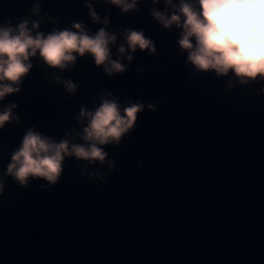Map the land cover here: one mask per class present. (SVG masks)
<instances>
[{
	"label": "water",
	"instance_id": "water-1",
	"mask_svg": "<svg viewBox=\"0 0 264 264\" xmlns=\"http://www.w3.org/2000/svg\"><path fill=\"white\" fill-rule=\"evenodd\" d=\"M153 9L180 15L167 0H137L128 12L110 0H0V27L27 21L33 36L103 28L116 36L111 60L125 67L109 75L107 62L74 53V63L52 68L37 51L13 85L20 90L0 100V112L16 105L0 128V264H264V79L199 71L178 43L183 28H165ZM129 30L155 52L129 49ZM104 100L121 115L143 110L119 143L98 145L103 163L65 156L54 185L7 174L29 130L69 150L86 144L81 109Z\"/></svg>",
	"mask_w": 264,
	"mask_h": 264
},
{
	"label": "clouds",
	"instance_id": "clouds-1",
	"mask_svg": "<svg viewBox=\"0 0 264 264\" xmlns=\"http://www.w3.org/2000/svg\"><path fill=\"white\" fill-rule=\"evenodd\" d=\"M156 0H154V3ZM123 12L136 7L137 0H110ZM176 12L170 18L161 12L152 10V15L170 28L172 24L183 28L180 47L189 52L188 60L199 71L214 70L218 75H227L229 71L240 78L241 83L255 80L258 76L264 79V0H197L199 11L190 3L181 0L179 6L167 0ZM94 21H99L92 6L88 5ZM38 11V8L35 9ZM183 23L181 24V18ZM107 18L104 23L107 24ZM38 28V22L33 23ZM76 32L71 30L53 31L46 37L42 33L32 35L28 22L20 23L16 29L0 27V100L6 95L18 92L21 78L26 76L32 65L30 57L39 51L40 57L52 68L65 69L74 63V53L84 56L86 53L94 57L96 66L105 65V71L111 75L113 71L123 72L125 67L110 58L109 45L114 44L116 36L110 35L101 28L95 36H89L81 24H74ZM195 38V45L192 39ZM128 48L133 52L155 47L142 32L127 31ZM125 47L119 53H125ZM132 60V56H128ZM7 81V83H5ZM67 90L74 92L76 86L65 81ZM0 112V128L11 120L12 108ZM151 108L152 105H149ZM143 110L142 104H133L124 109L121 115L116 100H104L94 112L81 109V116L88 119V126L83 129V140L86 144H73L69 150L67 140L56 143L41 134L29 130L23 138L19 149L14 151L7 174L12 175L22 185H26L29 177H39L50 184H56L65 156L89 162H104L107 153L98 145L111 142L119 143L121 137L135 124L136 115ZM2 191V185H0Z\"/></svg>",
	"mask_w": 264,
	"mask_h": 264
}]
</instances>
